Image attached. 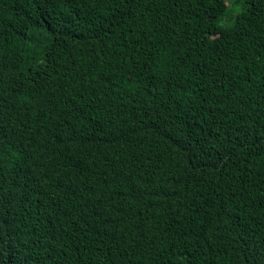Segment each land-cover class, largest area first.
<instances>
[{
    "label": "trees",
    "instance_id": "trees-1",
    "mask_svg": "<svg viewBox=\"0 0 264 264\" xmlns=\"http://www.w3.org/2000/svg\"><path fill=\"white\" fill-rule=\"evenodd\" d=\"M0 264H264V0H0Z\"/></svg>",
    "mask_w": 264,
    "mask_h": 264
}]
</instances>
